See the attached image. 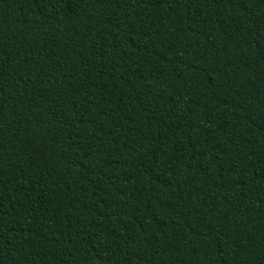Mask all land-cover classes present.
Masks as SVG:
<instances>
[{
  "label": "trees",
  "instance_id": "1",
  "mask_svg": "<svg viewBox=\"0 0 264 264\" xmlns=\"http://www.w3.org/2000/svg\"><path fill=\"white\" fill-rule=\"evenodd\" d=\"M0 264H264V0H0Z\"/></svg>",
  "mask_w": 264,
  "mask_h": 264
}]
</instances>
